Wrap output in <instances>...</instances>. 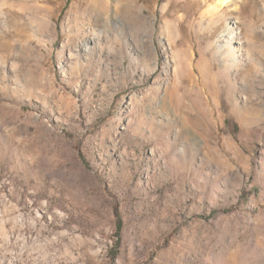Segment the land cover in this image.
I'll return each mask as SVG.
<instances>
[{
	"label": "rangeland",
	"instance_id": "374dc122",
	"mask_svg": "<svg viewBox=\"0 0 264 264\" xmlns=\"http://www.w3.org/2000/svg\"><path fill=\"white\" fill-rule=\"evenodd\" d=\"M0 264H264V0H0Z\"/></svg>",
	"mask_w": 264,
	"mask_h": 264
},
{
	"label": "bare ground",
	"instance_id": "6f19581e",
	"mask_svg": "<svg viewBox=\"0 0 264 264\" xmlns=\"http://www.w3.org/2000/svg\"><path fill=\"white\" fill-rule=\"evenodd\" d=\"M219 3L221 4V5H225L226 3H228V0H219ZM85 46L87 47V43L85 44ZM196 68L198 69V71L199 72H201L202 73V75H205V73H206V75H207V73H208V71H206V70H214V68L212 67V66H210V67H206L207 69H204V67H202V65H201V63H199L197 66H196ZM195 67H194V69H196ZM196 73V72H195ZM208 76V75H207ZM194 78H196V77H194ZM197 79V78H196ZM199 80V79H198ZM174 96V94L172 93V92H170L169 93V99H172V97Z\"/></svg>",
	"mask_w": 264,
	"mask_h": 264
}]
</instances>
